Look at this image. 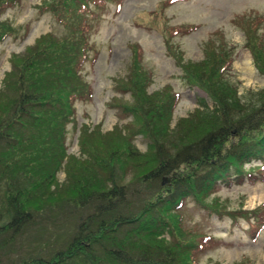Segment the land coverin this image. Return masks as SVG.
I'll return each mask as SVG.
<instances>
[{
    "label": "trees",
    "instance_id": "1",
    "mask_svg": "<svg viewBox=\"0 0 264 264\" xmlns=\"http://www.w3.org/2000/svg\"><path fill=\"white\" fill-rule=\"evenodd\" d=\"M109 1L114 0H41L36 9L49 16L51 30L11 53L0 80L2 244L14 243L37 224L46 230L57 223L73 226L62 244L43 246L48 256L17 264H200L198 256L219 237L186 223V199L231 227L242 220L250 239L264 225V202L247 211L240 202L228 206L215 193L219 183L264 175V87L237 94V82L222 74L230 48L215 33L203 41L199 61L183 59L168 36L163 46L178 67L181 85L202 90L211 106L198 98L191 112L169 126L181 91L166 84L147 92L151 74L142 49L133 43L127 76L119 80L130 99L109 104L129 121L105 132L98 124L82 123L78 153L67 151L74 103L91 97L81 69L88 52H96L89 39L92 24ZM16 4L20 0H0V16ZM259 27L244 31L243 46L264 76ZM190 28L173 25L166 31L175 36ZM16 32L12 19L0 18V41ZM136 135L147 141L143 152L133 143ZM60 171L62 181L56 177Z\"/></svg>",
    "mask_w": 264,
    "mask_h": 264
},
{
    "label": "rangeland",
    "instance_id": "2",
    "mask_svg": "<svg viewBox=\"0 0 264 264\" xmlns=\"http://www.w3.org/2000/svg\"><path fill=\"white\" fill-rule=\"evenodd\" d=\"M40 3L41 0H20V5L8 8L0 16L12 19L17 28L15 35L0 41V80L3 72L10 68V54L22 52L35 37L50 30V18L36 9ZM260 23L258 35L264 34V0H119L103 6L90 33V40L98 52L90 55L81 71L92 93L89 100L75 102V125L67 126V151L77 154L76 137L82 123L89 127L98 124L99 130L105 132L114 124L120 126L129 121V115L122 116L118 107L109 104L120 106L130 99L129 91L119 87V80L127 76L129 46L133 43L142 49L143 64L151 74L147 92L166 84L172 90L181 91V98L171 108L169 126L191 112L197 106L198 98L203 97L208 105L211 104L196 87L181 85L178 67L163 51L164 37L168 36L172 48L179 51L183 59L199 61L203 57V41L215 33L230 48V63L222 74L237 82V94L264 87V77L255 70L251 56L243 46L247 31ZM173 25H191V28L169 36L166 29ZM56 30L61 32L59 28ZM133 143L141 152L146 149L147 141L141 135H136ZM56 177L62 181L63 172H57ZM215 193L226 200L228 206L234 207L240 202L241 209L249 211L264 200V178L254 183L232 179L228 185L219 183ZM183 209L187 224H197V228L219 237L198 256L199 263L264 264V227L255 239H249L242 231L245 226L242 220L239 227H231L227 219L216 220L213 214L192 206L190 201ZM72 229L70 222L60 227L57 223L49 230L37 224L30 232L25 230L17 236L14 243L2 244L0 238V264H17L29 256L46 257L48 252L42 251L43 246L49 241L62 244Z\"/></svg>",
    "mask_w": 264,
    "mask_h": 264
}]
</instances>
